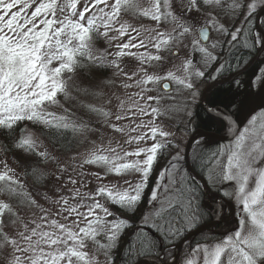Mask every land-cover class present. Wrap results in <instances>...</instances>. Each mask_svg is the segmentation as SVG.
Returning <instances> with one entry per match:
<instances>
[{"label": "snow or ice", "instance_id": "obj_1", "mask_svg": "<svg viewBox=\"0 0 264 264\" xmlns=\"http://www.w3.org/2000/svg\"><path fill=\"white\" fill-rule=\"evenodd\" d=\"M176 114L187 141L157 123ZM25 122L91 144L73 172L103 175L41 192L59 157ZM0 136L30 154L0 160V264H264V0H0ZM86 175L110 179L85 190ZM194 235L207 241L185 260Z\"/></svg>", "mask_w": 264, "mask_h": 264}, {"label": "rangeland", "instance_id": "obj_2", "mask_svg": "<svg viewBox=\"0 0 264 264\" xmlns=\"http://www.w3.org/2000/svg\"><path fill=\"white\" fill-rule=\"evenodd\" d=\"M109 35H116V33H110ZM127 41V36L122 37L118 40L112 41L111 47H108V45L101 41L96 45V48L94 49L96 54H101L104 53L105 51H107L108 53H114L116 51H118V49L115 47L116 44L118 43H122V42H126ZM132 51H138L137 49H132ZM139 51H143V49H140ZM184 55V51H181V56ZM114 57L109 56V59H112ZM119 62L121 64V67H123L125 69V71H128L129 69V65L130 63H138L137 61H135L134 57H120L119 58ZM85 75H87L85 73ZM107 75L109 77H112V70H109L107 72ZM115 81H116V85L117 87L114 89L118 95L121 96L122 99L127 100V95L133 91H136V89H128L125 90L122 87H119L120 85V81L121 79H123V77H114ZM205 86H202L203 90ZM111 91V89H110ZM179 99V97L177 98ZM67 106V105H66ZM54 111H62L60 109H56L53 108ZM145 120L149 119V117H144ZM117 123H127V121H122V122H117ZM157 123L160 125V127L165 130V131H172L176 134L177 138H183L185 141L188 140V138L190 137L191 133H185V129L189 128L190 125L188 124V120L186 117H184L182 114H176L173 116L172 119H168L167 117H161ZM179 126V127H177ZM95 127L100 128L99 125H95ZM100 131H102L105 136H115L117 138H119L120 134L118 133H114L111 129H107V128H103L100 129ZM28 132L33 133L32 139H34L37 144L40 146L39 150L43 151L45 149H47V151L52 155V156H57L59 157V160H52L49 161L47 163V165L44 167V171L47 174V182H46V187L45 188H41L40 191L44 192L47 191L49 188H55L56 186H58L60 183H62L63 181H66L68 179L69 174L73 175L74 178L79 179V173L81 171H83L84 173L88 174V173H92V172H100L101 175H103V170L97 168L95 165H85L83 169L80 168H76L75 172H73L72 169V165H73V160L72 158L75 157L76 161L75 163H79L80 161L83 160L84 156L89 152V150L92 148V145L84 142V143H78L77 141H72L71 143H69L70 147L68 149H61L59 147H56L52 144H50L48 142V140H46L41 134L38 133V131H34V130H30L28 129ZM28 132H25L24 135L27 136ZM136 133H133V135H135ZM89 136V140H95L97 141V144H99V136H100V132H93L88 134ZM20 138V137H19ZM19 138H16L17 140ZM105 145L107 144V140H105ZM230 140L226 141V142H220L221 145H229ZM151 145V141H148L147 144H145L144 146H150ZM67 146V144H66ZM30 154L25 153L23 149H18L14 147V141H10L7 144H3L0 141V160H5L11 167H17L16 165V161L17 160H24L26 158V156H28ZM128 159H134V158H128ZM226 163V160L224 161ZM163 163V161H161V164ZM68 166V170L67 172H65L63 175H61L60 180L56 179V175L59 174L58 169L60 167H64V166ZM260 167H264V164L260 165ZM17 171H20L22 173V169L17 168ZM84 179L87 180H91L92 183L88 184L87 189L85 190H91L94 187L98 186V184L100 183H107L109 182L110 178H105L103 181H96L95 177L91 176V175H86L84 177ZM113 183L115 182V180L112 181ZM122 183V180H121ZM28 184L31 186L32 181L28 180ZM231 191V189H229ZM49 195H52V192L49 191ZM233 205V210L230 208V206H228L226 208V212L228 213V215L232 218H235V203L234 201L231 203ZM31 214L29 213V216ZM218 227V226H217ZM215 228H213L212 230L214 231ZM224 228L223 226L220 227V229H216L214 231V233H220L223 232ZM199 236V235H197ZM196 236V237H197ZM195 237V238H196ZM194 239V238H193ZM192 239V241H193ZM196 244V243H195ZM195 244H191V242H189L187 244L186 247H183L181 250V254L180 256L183 259H193L194 261H198L200 259L199 254L197 253H190V249L195 245Z\"/></svg>", "mask_w": 264, "mask_h": 264}, {"label": "trees", "instance_id": "obj_3", "mask_svg": "<svg viewBox=\"0 0 264 264\" xmlns=\"http://www.w3.org/2000/svg\"><path fill=\"white\" fill-rule=\"evenodd\" d=\"M25 123H29V128H28V129H30V130H34V131H38V133L40 134L39 130H38L35 126L30 125V122H25ZM19 137H20V133L18 132L16 138H19ZM43 137H44V136H43ZM44 138H45L46 140H48V142H49L50 144L53 143L54 146L59 147V148H61V149H63V150L68 149V148L70 147L69 143H67V142H65V143H54L52 140H50V139H48V138H46V137H44ZM0 141H1L3 144H7L8 142H10V140L6 139L4 136H0ZM66 144H67V146H66ZM220 227H221V226L216 227V228L214 229V231H215L216 229H220ZM211 231L214 232L213 230H211ZM206 241H207V236L205 235V236H197L196 238L193 239V241H190V242H191V244L193 245V244H195V243H197V242H202V243H203V242H206Z\"/></svg>", "mask_w": 264, "mask_h": 264}, {"label": "water", "instance_id": "obj_4", "mask_svg": "<svg viewBox=\"0 0 264 264\" xmlns=\"http://www.w3.org/2000/svg\"><path fill=\"white\" fill-rule=\"evenodd\" d=\"M205 88H206V87H205ZM203 90H204V89H203ZM203 90H202V91H203ZM190 136H191V135H190ZM189 139H190V137L188 138V140H189ZM218 139H219V137H218ZM222 141H223V142H226V141H229V139H220V142H222ZM221 203H223V201H221ZM229 206H230V208L233 210V205L230 204ZM216 227H217V224L214 223L213 225H211V230H212L213 228H216ZM196 236H197V235H194V236L190 237V240H192V239H193L194 237H196ZM190 240H189V241H190ZM181 250H182V248L178 250V253H177L178 255L181 254Z\"/></svg>", "mask_w": 264, "mask_h": 264}]
</instances>
